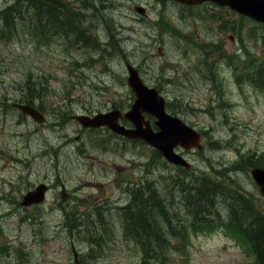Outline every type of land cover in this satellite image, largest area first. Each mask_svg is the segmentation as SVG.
Listing matches in <instances>:
<instances>
[{"label":"rangeland","instance_id":"rangeland-1","mask_svg":"<svg viewBox=\"0 0 264 264\" xmlns=\"http://www.w3.org/2000/svg\"><path fill=\"white\" fill-rule=\"evenodd\" d=\"M7 1L0 0V8ZM64 1L75 16L70 40L54 29L44 30L49 38L42 39L21 26L2 37L0 20V264H75L71 247L80 264H139V238L124 233L126 210L108 203L122 188L119 203L129 194L134 203L139 195L148 204L151 190L159 198L152 208L165 210L152 215L139 207L144 221L156 219L165 233L157 264H256L246 241L243 246L221 224L229 216L227 197L210 184L203 196L195 188L204 177L219 180L264 213V196L242 160L250 156L264 166V26L223 9L188 11L154 0ZM82 4L92 6L87 17L78 10ZM137 5L145 6V17L135 12ZM77 18L92 45H77ZM177 38L185 42L182 50ZM124 59L151 85L160 74L168 107L202 132L204 149L185 153L193 173L166 166L141 143L126 147L70 122L74 111L91 114L132 101ZM28 75L32 83L23 84ZM28 95L44 123L7 106V98ZM127 177L136 179L135 190L120 187ZM41 181L52 186L45 201L20 206L22 193ZM209 203L213 222L205 229L192 225L190 209Z\"/></svg>","mask_w":264,"mask_h":264},{"label":"water","instance_id":"water-1","mask_svg":"<svg viewBox=\"0 0 264 264\" xmlns=\"http://www.w3.org/2000/svg\"><path fill=\"white\" fill-rule=\"evenodd\" d=\"M187 1L189 3L199 2L202 0H180ZM218 4H227L230 7L238 10L241 13L248 14L258 20L264 21V0H213ZM129 70L128 83L131 85L136 98L132 104L130 114L137 124H140V119L142 118L143 111L152 112L157 116V124L160 126V131L156 134H150L141 128H137L132 131L126 132L122 128L112 126L115 131L124 132L127 135L142 137L150 144L156 146L163 155L170 161L176 164H182L189 166L188 163L180 156L172 153V146L176 143H180L186 148L190 146L200 145L197 143L199 134L194 132L191 128L186 126L177 117L169 116L164 112L163 108V98L158 95V93L153 89H148L137 76L136 71L127 65ZM23 112L31 115L36 121L41 122L43 120L42 115L37 112L31 106L17 104L16 105ZM116 112V113H115ZM118 114V111H112L106 114L98 113L93 117H88L80 115L77 119L83 125L99 126L105 124L109 121L111 116L114 117ZM129 115V114H128ZM109 124V123H107ZM192 138V142H186L188 138ZM251 175L255 182L260 186V190L264 193V169L262 168H252ZM44 184H39L34 190L28 191L22 199V204H30L32 202H39L43 198V191L45 190Z\"/></svg>","mask_w":264,"mask_h":264},{"label":"trees","instance_id":"trees-1","mask_svg":"<svg viewBox=\"0 0 264 264\" xmlns=\"http://www.w3.org/2000/svg\"><path fill=\"white\" fill-rule=\"evenodd\" d=\"M54 0H13L12 6L6 7V9L1 12V14L4 13L3 19H4V25L6 28H14L16 25L17 20H22L26 22V24L29 27H37V26H46L50 25L52 26V19L55 22V18L52 14V5H54ZM29 7L30 9L26 10L24 9V6ZM61 9L62 6L59 5ZM13 10L14 12L10 13L9 15L6 14V10ZM33 11L35 12V15L31 17V20H27L26 18H23L22 15L26 12ZM16 16H13V15ZM29 83V81L27 82ZM25 100L24 102H27ZM28 103V102H27ZM258 161H255V166H260V163H257ZM202 180H207L202 178ZM214 191L220 190L224 191L222 189V185L219 183H214ZM208 186L206 184H202L200 187V193L201 195L207 194ZM228 199H229V210H231L234 220L242 224V229L240 230V234L244 236L249 242L252 244V248L254 252L256 253L258 264H264V220H261V214L256 211L252 205V203L244 199L243 195H240V193H236L235 191H229L228 193ZM202 199V197H201ZM129 207H126V213L128 212ZM235 213V214H234ZM140 219H132V223L134 222L138 224V235L140 237H144V234L146 233L143 231L141 224V216H138ZM251 218L253 221H250ZM125 218V225L126 230L130 229V219L128 215L124 216ZM138 222V223H137ZM155 222V221H154ZM255 223V226H252V224ZM245 224L249 225V230L245 227ZM82 226V225H79ZM144 233V234H143ZM151 240L154 239V234L151 235ZM158 251H156L153 246L150 248H142V255H143V261L142 264H144L147 260L145 258H149L150 256H155ZM148 262V261H147Z\"/></svg>","mask_w":264,"mask_h":264},{"label":"flooded vegetation","instance_id":"flooded-vegetation-1","mask_svg":"<svg viewBox=\"0 0 264 264\" xmlns=\"http://www.w3.org/2000/svg\"><path fill=\"white\" fill-rule=\"evenodd\" d=\"M209 5H211V4H209ZM212 6H213V5H212ZM110 106H115V105L113 104V105H110ZM116 108H124V107H122V106H116ZM125 109H126V108H124V109H122V110H125ZM148 119H151V120H152V118L149 117V116H148ZM118 122H119L120 124H122L123 126H125V127H129V128H131V127L133 126L132 123H131L130 121H128L125 117H120V118L118 119ZM101 129L105 130L108 134H110V135H112V136H118L117 134L111 132V131H110L107 127H105V126L101 127ZM61 186H62V184H61ZM110 201H112V200H110Z\"/></svg>","mask_w":264,"mask_h":264}]
</instances>
